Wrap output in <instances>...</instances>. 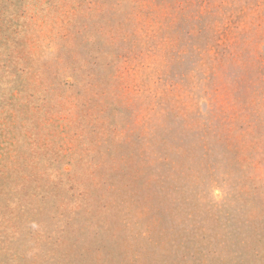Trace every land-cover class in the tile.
<instances>
[{
    "label": "rangeland",
    "instance_id": "obj_1",
    "mask_svg": "<svg viewBox=\"0 0 264 264\" xmlns=\"http://www.w3.org/2000/svg\"><path fill=\"white\" fill-rule=\"evenodd\" d=\"M0 264H264V0H0Z\"/></svg>",
    "mask_w": 264,
    "mask_h": 264
}]
</instances>
